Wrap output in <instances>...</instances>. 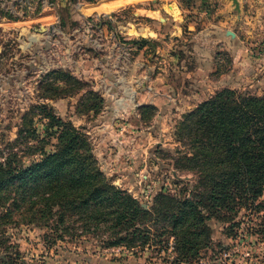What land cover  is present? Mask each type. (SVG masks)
Masks as SVG:
<instances>
[{
  "label": "rangeland",
  "instance_id": "1",
  "mask_svg": "<svg viewBox=\"0 0 264 264\" xmlns=\"http://www.w3.org/2000/svg\"><path fill=\"white\" fill-rule=\"evenodd\" d=\"M239 3L0 0V161L10 155L29 166L59 150L60 125H72L109 181L145 208L166 203L163 196H203L208 186L193 166L191 113L225 89L264 96V74L243 68L236 78L226 49L216 52L208 81L186 75L221 21L228 36L241 32L253 60L254 43L264 53V15L254 27V0ZM207 84L210 96L187 98L189 87L197 96ZM132 90L147 93L146 101L132 100ZM221 213L194 230L203 242L183 260L171 232L151 236L138 251L107 245V234L82 233L75 214L66 215L65 226H46L15 213L14 222L0 220V264L3 255L9 264H264V195Z\"/></svg>",
  "mask_w": 264,
  "mask_h": 264
},
{
  "label": "trees",
  "instance_id": "2",
  "mask_svg": "<svg viewBox=\"0 0 264 264\" xmlns=\"http://www.w3.org/2000/svg\"><path fill=\"white\" fill-rule=\"evenodd\" d=\"M191 116L196 130L191 142L198 150L193 166L208 186L203 196H163L166 203L156 200L145 208L109 181L80 130L63 124L59 150L43 153L26 167L10 155L0 161L5 210L0 220L7 225L17 213L33 223L65 226L66 215L75 214L82 233L107 234V245L138 251L151 236L171 232L179 241L178 260L187 259L203 242L194 230L205 229L211 215L264 195V96L225 89L201 102ZM152 219L153 225L148 223ZM1 257L5 264L12 262Z\"/></svg>",
  "mask_w": 264,
  "mask_h": 264
},
{
  "label": "crops",
  "instance_id": "3",
  "mask_svg": "<svg viewBox=\"0 0 264 264\" xmlns=\"http://www.w3.org/2000/svg\"><path fill=\"white\" fill-rule=\"evenodd\" d=\"M262 7L263 6L259 3L258 0H254V18H253L254 27H256L255 24L257 23V21H259L260 18L264 15V10ZM239 26H240L239 28H241V25ZM235 28L237 27L235 26ZM228 30H229L228 27H225L224 22L221 21L220 23H218L217 27L211 31V33L210 32L208 33V35L206 36V40L204 41L205 45L203 46L204 56L202 58H197L196 65L198 67H196L194 70H192L191 68V70L186 71V75L190 73L191 74L196 73L198 75H202L201 80L203 82L208 81V77L212 72H214L217 65L216 52L225 49L229 50L231 52V55L233 56L234 67H235L234 71L236 70L234 73H236L235 75L236 78L238 77L237 74H241L243 72L242 71L241 73H238L243 68L244 69L247 68V72L248 69L249 72L254 71V76L264 74V53L259 52L258 49H256V47H258L259 45L257 43H254V60H253L252 57H250V53L248 52L249 49L244 46V39L242 37L243 35L241 34V32L236 31L233 28L235 32V36L232 37L227 35ZM188 77L190 76L188 75ZM238 78L241 79V77ZM159 80L160 77L156 76L152 82H154L153 84L155 83L157 84ZM185 80H188V83L190 81L189 78H186ZM154 87L150 86L149 89L152 90ZM211 88L212 87H210V84L202 85V88H199L198 91L197 90L194 91V92L196 91L199 92L197 93V96H194L191 92L193 91L192 90L193 87H189L187 89V91H189V94H187V98L194 100L195 98L196 99L202 98L205 94L210 96L212 94L210 92ZM187 91L185 90V92ZM181 95L183 94L180 93L179 94L180 97L177 96V100L179 102H182L181 100L186 101L185 97H183L184 95L183 96ZM147 97H148L147 93H145L143 90L140 92H136L135 90H132L130 98L132 100L139 101L140 103V102H145ZM150 101L156 104L159 101V97L155 96L153 99H150Z\"/></svg>",
  "mask_w": 264,
  "mask_h": 264
},
{
  "label": "water",
  "instance_id": "4",
  "mask_svg": "<svg viewBox=\"0 0 264 264\" xmlns=\"http://www.w3.org/2000/svg\"><path fill=\"white\" fill-rule=\"evenodd\" d=\"M233 2L235 3L236 8H237V9H240V3H239V0H233Z\"/></svg>",
  "mask_w": 264,
  "mask_h": 264
}]
</instances>
